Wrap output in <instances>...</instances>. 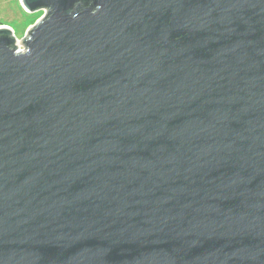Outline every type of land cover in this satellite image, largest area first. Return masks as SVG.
<instances>
[{
  "label": "water",
  "instance_id": "1",
  "mask_svg": "<svg viewBox=\"0 0 264 264\" xmlns=\"http://www.w3.org/2000/svg\"><path fill=\"white\" fill-rule=\"evenodd\" d=\"M22 4L0 264H264V0Z\"/></svg>",
  "mask_w": 264,
  "mask_h": 264
},
{
  "label": "rangeland",
  "instance_id": "2",
  "mask_svg": "<svg viewBox=\"0 0 264 264\" xmlns=\"http://www.w3.org/2000/svg\"><path fill=\"white\" fill-rule=\"evenodd\" d=\"M46 15V10L28 11L22 0H0V26L6 25L12 29L17 38L18 50L24 49L23 40L28 31Z\"/></svg>",
  "mask_w": 264,
  "mask_h": 264
},
{
  "label": "clouds",
  "instance_id": "3",
  "mask_svg": "<svg viewBox=\"0 0 264 264\" xmlns=\"http://www.w3.org/2000/svg\"><path fill=\"white\" fill-rule=\"evenodd\" d=\"M20 51H23V49H20Z\"/></svg>",
  "mask_w": 264,
  "mask_h": 264
},
{
  "label": "trees",
  "instance_id": "4",
  "mask_svg": "<svg viewBox=\"0 0 264 264\" xmlns=\"http://www.w3.org/2000/svg\"><path fill=\"white\" fill-rule=\"evenodd\" d=\"M39 10H41V9H39Z\"/></svg>",
  "mask_w": 264,
  "mask_h": 264
},
{
  "label": "flooded vegetation",
  "instance_id": "5",
  "mask_svg": "<svg viewBox=\"0 0 264 264\" xmlns=\"http://www.w3.org/2000/svg\"><path fill=\"white\" fill-rule=\"evenodd\" d=\"M37 11V10H36Z\"/></svg>",
  "mask_w": 264,
  "mask_h": 264
}]
</instances>
